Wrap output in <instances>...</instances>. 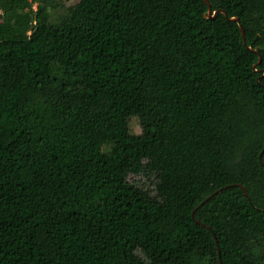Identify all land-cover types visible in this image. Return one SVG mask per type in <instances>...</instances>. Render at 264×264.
I'll return each instance as SVG.
<instances>
[{
  "label": "trees",
  "instance_id": "trees-1",
  "mask_svg": "<svg viewBox=\"0 0 264 264\" xmlns=\"http://www.w3.org/2000/svg\"><path fill=\"white\" fill-rule=\"evenodd\" d=\"M208 1L0 0V264H253L264 0Z\"/></svg>",
  "mask_w": 264,
  "mask_h": 264
},
{
  "label": "rangeland",
  "instance_id": "rangeland-1",
  "mask_svg": "<svg viewBox=\"0 0 264 264\" xmlns=\"http://www.w3.org/2000/svg\"><path fill=\"white\" fill-rule=\"evenodd\" d=\"M59 1L63 3V6H60V8L57 9V12L65 13L68 7L77 4L80 0H59ZM32 9L33 10L37 9V3L33 4ZM1 15H2V11L0 10V16ZM52 69L57 82H65L67 80V77L64 75L63 70L57 64L55 63L52 64ZM131 127H132V131L136 134H140L142 132V127L138 119L132 120ZM129 180L131 182H138L140 185L153 186L152 183L153 180L152 179L149 180L144 176L141 177L131 176ZM247 257L250 261L253 262V264H264V239H258L251 242Z\"/></svg>",
  "mask_w": 264,
  "mask_h": 264
},
{
  "label": "water",
  "instance_id": "water-1",
  "mask_svg": "<svg viewBox=\"0 0 264 264\" xmlns=\"http://www.w3.org/2000/svg\"><path fill=\"white\" fill-rule=\"evenodd\" d=\"M205 2L207 3L208 8H209V10H208V16H209V18L214 19V18L218 15L219 11H216V12L213 13V10H212V7H211V4L209 3V1H208V0H205ZM232 21H237V22H239V20L236 19V18H233ZM240 28H241L242 35H243V41H244V43L246 44L245 31H244V29H243V26H240ZM228 187H230V186H227V187H225L224 189H226V188H228ZM240 187L242 188V190L245 192L246 196L248 197V193H247L246 189H245L243 186H240ZM224 189L218 190V191L215 192L213 195H211V196L208 197L206 200H204V201L200 204V206H198V207L194 210V212H193V218H195V214H196L197 210H198L202 205H204V204H205L208 200H210L212 197H214V196H216L217 194H219L220 192H222ZM196 222L199 223L198 221H196ZM199 224H201V223H199ZM214 236H215V235H214ZM215 239H216V236H215ZM216 242H217V245H218V241H216ZM220 264H222V261H221V260H220Z\"/></svg>",
  "mask_w": 264,
  "mask_h": 264
},
{
  "label": "clouds",
  "instance_id": "clouds-1",
  "mask_svg": "<svg viewBox=\"0 0 264 264\" xmlns=\"http://www.w3.org/2000/svg\"><path fill=\"white\" fill-rule=\"evenodd\" d=\"M106 147V146H105ZM102 150H104V149H102Z\"/></svg>",
  "mask_w": 264,
  "mask_h": 264
}]
</instances>
